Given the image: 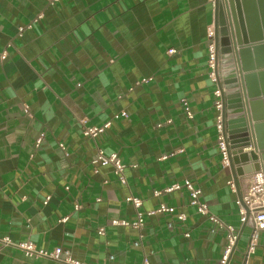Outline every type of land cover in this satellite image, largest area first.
Segmentation results:
<instances>
[{
	"label": "crops",
	"instance_id": "obj_1",
	"mask_svg": "<svg viewBox=\"0 0 264 264\" xmlns=\"http://www.w3.org/2000/svg\"><path fill=\"white\" fill-rule=\"evenodd\" d=\"M215 26L214 0H0V241L63 247L89 264H220L226 231L196 213L185 189L165 192L190 180L240 236L229 264H244L253 225L241 223L236 202L250 180L238 190L222 164L209 64ZM253 61L264 55L253 52ZM107 123L97 142L84 136ZM99 149L126 165V185L111 166L93 164ZM161 205L176 214L150 217ZM139 212L141 230L112 225ZM0 264L64 263L0 242ZM249 264H264V235Z\"/></svg>",
	"mask_w": 264,
	"mask_h": 264
},
{
	"label": "water",
	"instance_id": "obj_2",
	"mask_svg": "<svg viewBox=\"0 0 264 264\" xmlns=\"http://www.w3.org/2000/svg\"><path fill=\"white\" fill-rule=\"evenodd\" d=\"M215 13L217 75L224 90L230 167L240 190L241 179L264 173V91L255 86V72L264 62L253 61V52L264 55V0H215Z\"/></svg>",
	"mask_w": 264,
	"mask_h": 264
},
{
	"label": "built area",
	"instance_id": "obj_3",
	"mask_svg": "<svg viewBox=\"0 0 264 264\" xmlns=\"http://www.w3.org/2000/svg\"><path fill=\"white\" fill-rule=\"evenodd\" d=\"M59 0H55L58 2ZM215 2V0H214ZM23 29H21V32ZM209 38V64L213 70L211 77L215 83L219 84V79L217 75L218 71V55H217V42H216V30L214 28L209 29L208 31ZM175 50H171L169 54H175ZM6 54L3 55L5 57ZM215 110L217 112L216 117V128L218 132V146L220 149V153L222 156V164L224 167H230L231 165V152L230 146L228 142L227 130H226V120L224 116V90L220 88L216 89L215 93ZM187 111V115L190 118H193V115L188 107V103L184 101ZM123 117L127 118V114L123 113ZM119 117H117L118 119ZM111 123H107L102 127H87L84 130V136L97 142L98 139L104 135L110 128ZM44 136L41 135V138L38 141V145L41 144L42 138ZM94 165L101 166H111L113 168L114 174L119 179L122 185L127 184V180L125 177V169L126 165L119 159L117 155H106V153L99 149L98 154L93 161ZM230 187L234 189L235 185L233 182H229ZM181 189H185L190 198L189 205L193 207L196 213L200 216L207 217L211 223L214 225L215 229L225 230L227 233V244L224 249L223 257L221 259L220 264H229V261L234 253V250L239 242V234L235 230V228L231 225L224 223L219 217L212 214L210 212L209 206L202 199V191L197 188L192 181L186 180L183 184H175L170 189L165 192H174L180 191ZM157 195H160L161 192H157ZM50 199L45 201V204L49 202ZM128 204L134 206L136 210H140L143 202L140 198L137 197H127L126 199ZM239 208L240 221L243 225H246L248 222H251L253 225L252 234L250 236L249 245L245 255L244 264H249L251 258L255 255L257 247L259 245V241L262 235H264V173L259 172L254 174L251 177L248 190L245 194L240 196L236 202ZM80 207L78 205L75 206V210H79ZM176 209L174 207H168L166 205H161L157 211H153L149 213V216H155L157 214L161 215H175ZM176 218L179 222L183 223L187 221V217L184 214L176 215ZM66 221V219H64ZM145 219L142 213H138V220L136 222H129L127 220L122 221H113V226H124L131 227L133 229L141 230L144 227ZM172 228V225L169 226ZM105 230L101 229L99 234L104 235ZM186 238H190V233L185 234ZM4 247H12L17 250H20L26 258L29 259H50L59 263L64 264H89L77 261L72 258L70 251L64 249L63 247H58L52 251H48L45 249L37 248L33 243H13L11 239L6 238L0 241ZM115 258L112 256L110 260H114ZM145 264H148L146 261Z\"/></svg>",
	"mask_w": 264,
	"mask_h": 264
}]
</instances>
